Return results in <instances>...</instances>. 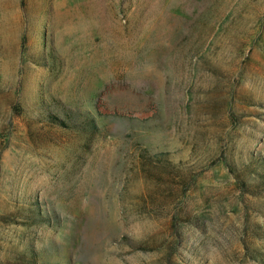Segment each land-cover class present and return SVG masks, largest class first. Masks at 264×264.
<instances>
[{"label":"rangeland","instance_id":"1","mask_svg":"<svg viewBox=\"0 0 264 264\" xmlns=\"http://www.w3.org/2000/svg\"><path fill=\"white\" fill-rule=\"evenodd\" d=\"M6 262L264 264V0H0Z\"/></svg>","mask_w":264,"mask_h":264},{"label":"trees","instance_id":"2","mask_svg":"<svg viewBox=\"0 0 264 264\" xmlns=\"http://www.w3.org/2000/svg\"><path fill=\"white\" fill-rule=\"evenodd\" d=\"M48 117H50L51 119L57 120V121H61L58 118L53 117L51 114H48ZM62 122V121H61ZM240 182V181H239ZM5 264H11L10 262H6ZM14 264V263H13Z\"/></svg>","mask_w":264,"mask_h":264}]
</instances>
